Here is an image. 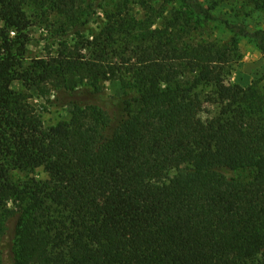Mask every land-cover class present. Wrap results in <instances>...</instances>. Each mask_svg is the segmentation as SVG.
I'll return each mask as SVG.
<instances>
[{"label":"trees","instance_id":"trees-1","mask_svg":"<svg viewBox=\"0 0 264 264\" xmlns=\"http://www.w3.org/2000/svg\"><path fill=\"white\" fill-rule=\"evenodd\" d=\"M216 20L200 0H0V264H264V74L225 81L264 31L220 20L223 42ZM47 105L72 109L45 126Z\"/></svg>","mask_w":264,"mask_h":264},{"label":"rangeland","instance_id":"rangeland-1","mask_svg":"<svg viewBox=\"0 0 264 264\" xmlns=\"http://www.w3.org/2000/svg\"><path fill=\"white\" fill-rule=\"evenodd\" d=\"M207 5L214 17L218 20L212 22L208 27L211 38L227 41L231 33L221 25L220 20H225L231 24L242 23L249 31H264V11L254 8L252 0H200ZM36 15V14H32ZM101 13L98 12L93 18V24L96 23ZM49 22L44 21L38 16L31 18V26L28 30L30 37L29 49L32 55H42L49 48ZM240 59L235 65L233 71L226 76V83H238L242 86L249 85L253 80L260 78L264 74V57L261 51L255 45L250 37H244L239 40ZM14 89H20V84L15 81L12 83ZM32 101L38 106L44 103L39 97L37 91L32 88L30 91ZM106 92L109 95L119 94V88L114 83L106 84ZM71 105L59 107L47 105L46 110L42 111V120L45 126H51L61 120H66L71 111ZM213 108L205 105L203 111L199 113L202 119L209 116Z\"/></svg>","mask_w":264,"mask_h":264}]
</instances>
